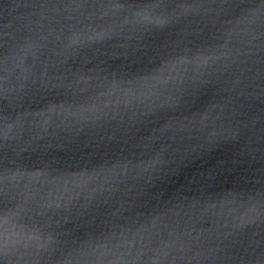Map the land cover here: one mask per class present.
<instances>
[{"label": "water", "instance_id": "obj_1", "mask_svg": "<svg viewBox=\"0 0 264 264\" xmlns=\"http://www.w3.org/2000/svg\"><path fill=\"white\" fill-rule=\"evenodd\" d=\"M0 264H264V0H0Z\"/></svg>", "mask_w": 264, "mask_h": 264}]
</instances>
